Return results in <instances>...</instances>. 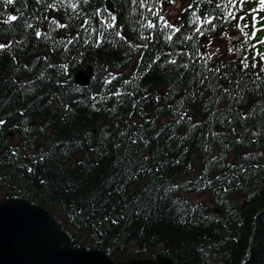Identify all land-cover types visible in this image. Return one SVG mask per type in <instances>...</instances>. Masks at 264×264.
I'll return each instance as SVG.
<instances>
[{
    "label": "trees",
    "instance_id": "obj_1",
    "mask_svg": "<svg viewBox=\"0 0 264 264\" xmlns=\"http://www.w3.org/2000/svg\"><path fill=\"white\" fill-rule=\"evenodd\" d=\"M120 3L126 15L130 16L136 9L129 7V0ZM32 41L30 46L26 44L22 56L34 51L48 53L34 38ZM75 55L84 59L107 57L111 62L120 59L114 45L100 50L78 48ZM41 57L28 61L34 67L26 75H33L35 80L25 86L14 82L12 72L7 73L13 66L12 56L7 52L0 54V115H13L19 121L37 115L53 127L50 136L53 148L37 164L31 159L22 160L21 155L8 149L0 152V164L9 166V172H1L2 180L14 195L27 201L63 204L73 214L70 224L79 232L80 239L88 236L96 248H109L110 252L124 251L135 243L139 247L137 255L161 247V252L175 264H241L252 234L250 255L243 264H264V99L246 118H241L236 109L233 121L225 122L228 132L232 125L236 130L233 136L239 134L241 140L254 148L251 160L237 162L231 169L232 181L242 183L247 195L242 209L223 224L198 221L189 209L167 199L169 180L178 168L175 157L180 155L178 150L165 147V142H156L150 158L144 160L141 147L135 146L131 139H126L124 146L113 143L111 136L103 141L96 139L92 150L84 148L83 164L78 163L67 175L65 171H69L75 146L73 138L82 137L96 121V115L85 96L75 95L77 88L69 76L65 77L62 70L52 72ZM185 62L161 66L157 61L151 67L150 81L167 79L183 90V96L191 97L188 101L194 100L214 83L205 66ZM229 65L224 71L229 74L230 83L237 79L245 84L236 64ZM203 76L201 87L199 80ZM50 102L58 104L52 117L47 115ZM229 103L224 111L229 109ZM198 135L199 145L207 148L210 130L208 134L200 131ZM85 142L84 146L88 145L86 139ZM29 165L31 172L27 171ZM129 169L136 172L135 179L127 178ZM121 180H125L123 195L116 192ZM133 184L135 191L129 194ZM116 214L119 223L113 224L111 218ZM104 216L109 219L101 223ZM237 220L239 223L233 229Z\"/></svg>",
    "mask_w": 264,
    "mask_h": 264
},
{
    "label": "water",
    "instance_id": "obj_2",
    "mask_svg": "<svg viewBox=\"0 0 264 264\" xmlns=\"http://www.w3.org/2000/svg\"><path fill=\"white\" fill-rule=\"evenodd\" d=\"M69 244L68 235L43 208L22 199L0 205V264H113L99 250ZM167 263L162 260L160 264Z\"/></svg>",
    "mask_w": 264,
    "mask_h": 264
},
{
    "label": "snow or ice",
    "instance_id": "obj_3",
    "mask_svg": "<svg viewBox=\"0 0 264 264\" xmlns=\"http://www.w3.org/2000/svg\"><path fill=\"white\" fill-rule=\"evenodd\" d=\"M42 2H43V0H38V3H42ZM59 2L61 4V7H65V8L67 7V5H65L63 3V0H59ZM132 2L133 3H136L137 0H132ZM163 2H164V0H161V3H163ZM13 3H14V0H3V5L5 7H7L9 5H13ZM82 3L83 4H88L89 3V0H82ZM259 4H260V8L261 9H264V0H259ZM139 5H140V7H147L149 13H151V15H153V16L158 17V19L163 22V25H164L165 28L173 29L174 30V33H178V32L181 31V29L176 24L171 23L163 15H161L160 14V10L158 8L154 10L153 7H152V5H150V4L147 3V0H139ZM237 5H239V7L241 9H243V7H244V0H227V3H221V4L217 5V7L218 8H225V9H229L230 8V10L227 11V15L223 18L224 21L225 22L236 21L235 27L242 32L243 36L246 39H249V34L246 31V28L248 27V25L246 23H243V21L246 20V15H238L237 14ZM48 7L55 8L56 5L55 4H52V5H48ZM70 7L73 10H78V3H70ZM188 7L191 8L192 5L189 4ZM253 11L255 12L256 10H253ZM95 14L101 16V22L102 23L103 22H107V27L108 28H114L116 26L117 17L115 15H111L110 13H108V10L107 9H105L104 10V13L102 14L101 13V9L97 8L95 10ZM73 15H76V11H74ZM17 19L18 18L15 15H11L8 18L9 21H16ZM44 19L50 20L53 24H55L57 27H60V28H67L69 26L68 24H61L60 21L57 20L55 17L45 16ZM68 19L71 20L72 17L69 16ZM197 19L200 20L201 25L204 24V23H208L209 25H211L210 31L213 33V37H212V39H209L208 34L205 33L202 30V28H196L195 31L199 35L204 36L205 40H207L208 43H210V44L211 43H215V41H216V35H215V33H216V29H217V25L214 23L215 17L209 16L207 20H204L203 16L201 15V16H197ZM255 19H256V17L254 16L253 17V20H255ZM90 22H91L90 21V18L86 17L84 23H90ZM5 23H8V21H5ZM27 27H32V25L31 24H28ZM81 27H84V24L83 23L81 24ZM146 27H148V28H156L157 25L152 20H149L147 22ZM92 31L95 32L97 30L96 29H92ZM117 34L120 35L119 32H117ZM35 35L37 37H39V36H41V32L40 31H36L35 32ZM77 35H79V33H77ZM100 35H101V38H102L103 37V33H101ZM256 35H257V32H256V30H254L252 32V34H251V38L250 39L254 40L255 37H256ZM219 36L220 37H226L227 36V33L220 32L219 33ZM172 38H173L172 36H168L167 37L168 40H172ZM72 39H75V37H72ZM72 39H69L68 40V43H71L72 42ZM185 39L186 40H192L193 37L192 36H187V37H185ZM237 43H242V42L237 38ZM253 47L255 48V45H253ZM6 48H7V44L6 43H0V50H6ZM227 51L234 53L235 52V45H233L232 47L228 48ZM255 54H256V56L260 57V60H258V61H252L250 63H245L244 61L249 60V56L247 54H245L241 58H238V63L240 65H242V70H245V71L246 70H249V69L256 70V69H258L259 64L261 62H264V55H261L260 54L258 48H255ZM204 55L207 56V59L208 60H211L212 59V56L209 55L207 52H205ZM171 63L175 64L176 61H171ZM217 63L219 64V66L218 67H214V68L211 69V71L213 73H219V72H221V68L224 67V65L223 64H220L219 61ZM231 63L232 62L230 61L229 64H231ZM65 67H67V65H65ZM228 75L229 74L226 71L223 73V77L225 79H227ZM252 75L255 77V79H253L251 81L252 87L251 88H248V86L246 84L245 85V89H247V92L253 93V94H257V90H261L259 94H264V79L261 78L260 71H253L252 72ZM257 81H259V82H257ZM106 82L107 83H111V80L106 81ZM237 86H239V83L237 84ZM77 90L79 91V89H77ZM224 91L225 92H229L230 89H227L226 88V89H224ZM241 91L243 92L244 89H242ZM114 95H116V94L114 93ZM157 99H159V97H157ZM253 107H255V104H253ZM249 114H251V110H249V112H246L244 114L245 115V118ZM6 124H7V121H5L3 119H0V125H6ZM233 131H235V129H233ZM67 148H68V146H65V149H67ZM12 151H15V149H13ZM64 154H65V156H67L68 155V152L65 150L64 151ZM149 158H150L149 155H145L143 157L144 160H148ZM40 159L41 160H44V157L41 156ZM77 162L79 164H83V160L82 159H78ZM233 166H235V165H233ZM140 170L142 171L143 169H140ZM156 170L159 171L160 169L158 168ZM27 171H30L31 172V171H33V169L29 168V169H27ZM149 171H152V169H149ZM136 176H137V174H136V172L134 170H131V169L128 170V172H127V178L128 179H135ZM41 183H43V181H41ZM118 183L121 185V187L116 188V192L118 194L123 195L122 189H123V186L125 184V180H121ZM132 189H133V191H135V185L134 184L132 186ZM109 195H111V193H109ZM126 198L127 197L125 196V199ZM108 219L109 218L107 216H104L103 219L101 220V223H103L105 220H108ZM112 223L113 224H118L119 223V219H113L112 220ZM201 251H203V250H201Z\"/></svg>",
    "mask_w": 264,
    "mask_h": 264
},
{
    "label": "bare ground",
    "instance_id": "obj_4",
    "mask_svg": "<svg viewBox=\"0 0 264 264\" xmlns=\"http://www.w3.org/2000/svg\"><path fill=\"white\" fill-rule=\"evenodd\" d=\"M49 116H51L52 117V115H49ZM54 116V115H53ZM38 134V133H37Z\"/></svg>",
    "mask_w": 264,
    "mask_h": 264
}]
</instances>
